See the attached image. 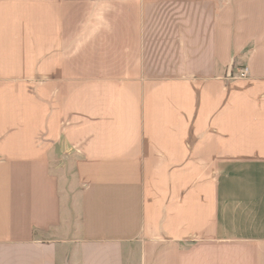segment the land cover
Wrapping results in <instances>:
<instances>
[{"label": "crops", "instance_id": "crops-1", "mask_svg": "<svg viewBox=\"0 0 264 264\" xmlns=\"http://www.w3.org/2000/svg\"><path fill=\"white\" fill-rule=\"evenodd\" d=\"M0 264H264V0H0Z\"/></svg>", "mask_w": 264, "mask_h": 264}]
</instances>
